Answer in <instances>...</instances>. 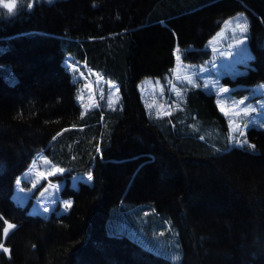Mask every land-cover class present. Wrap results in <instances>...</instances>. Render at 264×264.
<instances>
[{"label":"trees","instance_id":"obj_1","mask_svg":"<svg viewBox=\"0 0 264 264\" xmlns=\"http://www.w3.org/2000/svg\"><path fill=\"white\" fill-rule=\"evenodd\" d=\"M4 2L0 243L10 252L0 264H264V131L247 128L238 146L212 94L190 89L179 109L151 116L137 91L170 73L174 49L184 63L206 60L204 44L237 13L251 58L224 81L264 83V0ZM70 63L115 84L119 104L82 112ZM39 151L66 178L92 176L60 190L66 213L31 215L11 199ZM4 221L16 225L7 238Z\"/></svg>","mask_w":264,"mask_h":264},{"label":"rangeland","instance_id":"obj_2","mask_svg":"<svg viewBox=\"0 0 264 264\" xmlns=\"http://www.w3.org/2000/svg\"><path fill=\"white\" fill-rule=\"evenodd\" d=\"M9 1L12 3L15 0ZM3 5H6V2H3ZM237 24L246 25L247 31H240ZM247 35L248 21L243 13H237L225 19L204 44L203 50L209 53L206 60L184 63L181 61L180 52L174 49L176 60L168 75L162 79L144 78L137 84V91L146 114L163 116L179 109L185 93L197 88L214 96L217 108L226 119L230 143L238 146L244 144L245 139L239 136V133L245 132L249 127L264 131V83L247 87L238 84L229 86L224 81L225 78L232 80L246 71L245 66L251 58ZM69 66L74 71L72 81L76 79L81 81L74 98L82 112L93 106L114 108L119 104L115 84L96 74L83 72L73 63ZM189 78L193 83H188ZM222 89L228 91L224 92ZM177 91L180 95H177ZM236 138L242 143L237 144ZM45 160L47 159L42 151L35 153L28 166L16 177L11 194L14 204L21 207L27 205L28 214L43 218L68 211L69 208H64V201L71 199L62 198L59 194L65 184L76 189L79 182L91 183L89 175H72L66 178L65 171H58L59 168L45 163ZM53 168L57 169L54 175Z\"/></svg>","mask_w":264,"mask_h":264},{"label":"snow or ice","instance_id":"obj_3","mask_svg":"<svg viewBox=\"0 0 264 264\" xmlns=\"http://www.w3.org/2000/svg\"><path fill=\"white\" fill-rule=\"evenodd\" d=\"M3 2H4V0H0V4H3ZM5 7H7L9 11H12V7H13V5H7V4H6ZM29 7H31V5H29ZM237 28H239L240 31H242V32H243V31H247L246 25L237 24ZM177 51L179 52L180 50L177 49ZM178 59H179V57H178ZM177 78L179 79V77H177ZM109 83H111V82H109ZM157 83H159V82H157ZM188 83H193V81L189 78V79H188ZM117 91H119V89H117ZM222 91L227 92L228 89H222ZM177 95H180V92H179V91H177ZM228 98L230 99V97H228ZM109 106H111V103L109 104ZM149 107L151 108V105H149ZM221 110L224 111L223 108H221ZM83 114H84V113H82L81 115L83 116ZM157 114L159 115V113H157ZM230 123H231V122H230ZM246 126H247V125H246ZM243 135H244V132L241 131V132L239 133V136H243ZM201 138H203V137H201ZM53 139H55V137H53ZM236 143H237V144H241L242 142L239 140V138H236ZM243 143H247V141L245 140V141H243ZM249 146H250L251 148H255V145H249ZM45 163H49V162H48L47 160H45ZM56 171H57V169L53 168L52 174L54 175V174L56 173ZM58 171L63 172L64 169H58ZM88 179L91 180V179H92V176L90 175V176L88 177ZM17 183L19 184V180L17 181ZM41 195H43V193H41ZM71 206H72V201H71V200L64 201V208H65V209H68V208H70ZM0 219H2V218H0ZM4 223L7 224V227H4V228L2 229V231H3V236H4L5 238H7L10 229H14V228L16 227V225H14V224H10V223H8L7 221H4ZM0 250H2L4 253H9V252H10V249L7 248V247H5V245H4L3 243H0ZM173 259H177V260H178L179 257H178V256H177V257H173Z\"/></svg>","mask_w":264,"mask_h":264},{"label":"crops","instance_id":"obj_4","mask_svg":"<svg viewBox=\"0 0 264 264\" xmlns=\"http://www.w3.org/2000/svg\"><path fill=\"white\" fill-rule=\"evenodd\" d=\"M175 60H176V56L174 55V63H175ZM85 176H87V175H85Z\"/></svg>","mask_w":264,"mask_h":264}]
</instances>
